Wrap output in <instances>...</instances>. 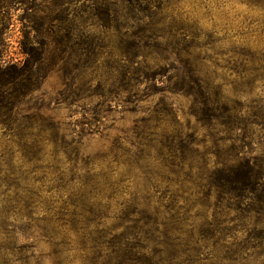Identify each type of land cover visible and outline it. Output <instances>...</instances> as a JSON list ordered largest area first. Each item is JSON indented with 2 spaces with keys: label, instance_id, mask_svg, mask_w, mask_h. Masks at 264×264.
Instances as JSON below:
<instances>
[{
  "label": "trees",
  "instance_id": "obj_1",
  "mask_svg": "<svg viewBox=\"0 0 264 264\" xmlns=\"http://www.w3.org/2000/svg\"><path fill=\"white\" fill-rule=\"evenodd\" d=\"M49 69L67 123L23 110ZM44 258L264 264V0H0V264Z\"/></svg>",
  "mask_w": 264,
  "mask_h": 264
},
{
  "label": "rangeland",
  "instance_id": "obj_2",
  "mask_svg": "<svg viewBox=\"0 0 264 264\" xmlns=\"http://www.w3.org/2000/svg\"><path fill=\"white\" fill-rule=\"evenodd\" d=\"M238 9H241L243 11H246L244 6H237ZM247 14V13H246ZM257 16L256 14H254ZM205 22V27L210 26L206 20H201ZM222 21V25L224 23V20ZM219 21V22H220ZM207 25V26H206ZM18 38H19V32H18V24L13 22V25L10 26L8 31V41H7V47L6 49V58H12L13 60H19L22 58L19 48H18ZM258 46L259 44H255ZM40 76L42 79L40 83L39 90L35 93V95L30 99V101L26 102V104L23 105V110L26 112H39L42 115L49 117L53 119L55 122L59 123H67L69 122V116L70 111L68 107L64 103H58L57 101V94L62 89V78L60 74L55 70H42L40 73ZM160 96H154V98L147 99L141 106L143 108L151 107L153 106V103H156L158 101ZM174 103L179 108V110L183 111L185 113L186 107H187V100L182 97H174L173 98ZM180 112L181 119L185 118L186 115L184 113ZM112 114L107 119V124L112 123L113 119ZM140 117V113L137 114H130L126 113L120 116L116 117V123H115V129H127L130 128V126L133 124V121L135 119H138ZM122 118V119H119ZM117 133V130H111L108 132L109 137H113ZM107 141L105 139H100L98 137L95 138H89L85 141V145L83 147V152L85 154L94 155L97 152L104 149L105 145H107ZM40 251L43 253H48L49 248L46 244L40 243L39 244ZM78 261V260H77ZM38 264H53V259L50 258H44L38 261Z\"/></svg>",
  "mask_w": 264,
  "mask_h": 264
}]
</instances>
